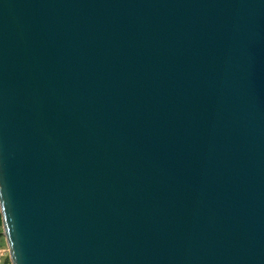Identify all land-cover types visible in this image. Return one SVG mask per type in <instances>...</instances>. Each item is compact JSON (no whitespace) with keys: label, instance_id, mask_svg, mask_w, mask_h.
I'll list each match as a JSON object with an SVG mask.
<instances>
[{"label":"water","instance_id":"water-1","mask_svg":"<svg viewBox=\"0 0 264 264\" xmlns=\"http://www.w3.org/2000/svg\"><path fill=\"white\" fill-rule=\"evenodd\" d=\"M12 264H264V0H0Z\"/></svg>","mask_w":264,"mask_h":264},{"label":"rangeland","instance_id":"rangeland-1","mask_svg":"<svg viewBox=\"0 0 264 264\" xmlns=\"http://www.w3.org/2000/svg\"><path fill=\"white\" fill-rule=\"evenodd\" d=\"M1 253L4 254V258H5L4 264H12L5 235L3 237H0V264H3V262H1L2 261Z\"/></svg>","mask_w":264,"mask_h":264},{"label":"trees","instance_id":"trees-1","mask_svg":"<svg viewBox=\"0 0 264 264\" xmlns=\"http://www.w3.org/2000/svg\"><path fill=\"white\" fill-rule=\"evenodd\" d=\"M4 236V232H3V223H2V215H1V211H0V237Z\"/></svg>","mask_w":264,"mask_h":264},{"label":"crops","instance_id":"crops-1","mask_svg":"<svg viewBox=\"0 0 264 264\" xmlns=\"http://www.w3.org/2000/svg\"><path fill=\"white\" fill-rule=\"evenodd\" d=\"M3 253H4V252H3ZM1 257H2V258H1V260H2L1 262H3V264H4V261H5L4 254L1 253Z\"/></svg>","mask_w":264,"mask_h":264}]
</instances>
